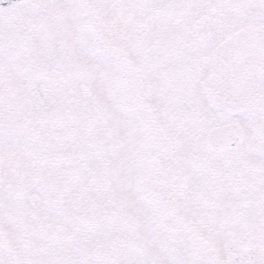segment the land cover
<instances>
[{
    "label": "snow or ice",
    "instance_id": "1",
    "mask_svg": "<svg viewBox=\"0 0 264 264\" xmlns=\"http://www.w3.org/2000/svg\"><path fill=\"white\" fill-rule=\"evenodd\" d=\"M0 264H264V0H0Z\"/></svg>",
    "mask_w": 264,
    "mask_h": 264
}]
</instances>
